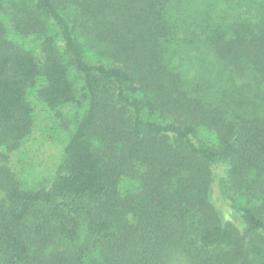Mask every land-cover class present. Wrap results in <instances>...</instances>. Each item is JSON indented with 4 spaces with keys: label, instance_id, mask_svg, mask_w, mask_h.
Returning <instances> with one entry per match:
<instances>
[{
    "label": "trees",
    "instance_id": "1",
    "mask_svg": "<svg viewBox=\"0 0 264 264\" xmlns=\"http://www.w3.org/2000/svg\"><path fill=\"white\" fill-rule=\"evenodd\" d=\"M16 7L15 36L49 24L63 52L38 58L0 5V264H264V0ZM39 79L50 108H87L31 189L9 160Z\"/></svg>",
    "mask_w": 264,
    "mask_h": 264
},
{
    "label": "rangeland",
    "instance_id": "2",
    "mask_svg": "<svg viewBox=\"0 0 264 264\" xmlns=\"http://www.w3.org/2000/svg\"><path fill=\"white\" fill-rule=\"evenodd\" d=\"M0 5L3 8L5 24L7 23L11 34L15 36V23L17 20L13 22L11 20L19 17L16 0H0ZM43 23L42 20L40 25ZM15 37L23 46L33 50L38 58L42 57L43 49L46 47H52L58 52H61V54L63 52V43L56 30L49 24L31 30L29 36L23 34ZM198 45H200L199 42ZM201 54L204 55L203 57L205 59H208L211 65H214V58L209 53L207 55L205 53ZM183 56V61L188 68L190 67L189 76L192 78V75H195L202 68L192 63L194 61L192 60L194 55L184 54ZM206 74L209 77L213 75L210 72ZM71 77L81 92V80L74 72H72ZM215 77L216 75L213 78ZM44 85V79H39L36 85H33L28 90V101L33 112V129L29 136L22 141L20 147L11 155V159L9 160V166L19 176V179L24 184V188L37 189L49 184L63 155L65 146L87 108V101L84 100L82 105L78 104L58 109L50 108L43 102L40 96V90ZM209 135L211 142H215L214 137L211 134ZM202 138L206 141L208 136L203 135ZM235 219L239 220L240 217L235 216Z\"/></svg>",
    "mask_w": 264,
    "mask_h": 264
}]
</instances>
